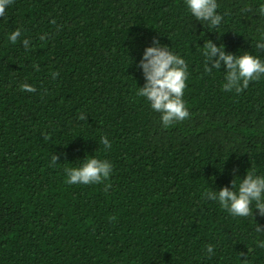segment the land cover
<instances>
[{"label":"trees","instance_id":"obj_1","mask_svg":"<svg viewBox=\"0 0 264 264\" xmlns=\"http://www.w3.org/2000/svg\"><path fill=\"white\" fill-rule=\"evenodd\" d=\"M258 2L217 0L210 30L183 0H12L0 17V264H264V217L234 218L201 195L264 174V77L225 92L200 54L208 39L264 59ZM153 41L187 64L189 118L167 129L135 95ZM94 155L113 165L106 182H64L65 167Z\"/></svg>","mask_w":264,"mask_h":264},{"label":"clouds","instance_id":"obj_2","mask_svg":"<svg viewBox=\"0 0 264 264\" xmlns=\"http://www.w3.org/2000/svg\"><path fill=\"white\" fill-rule=\"evenodd\" d=\"M12 0H0V17L6 13ZM186 12L192 20L206 25L210 30H215L221 25L223 16L217 11V0H183ZM256 14L264 18V0H259ZM212 32V31H209ZM255 48L264 51V27L257 29ZM21 37V29L16 28L7 34V40L15 44L17 38ZM41 39H44L42 36ZM25 49L29 47V40L22 38ZM203 57L204 72L211 74L217 70L222 74V89L225 92L241 93L251 81L264 77V59L249 51L241 54L226 53L223 44L217 46L211 40L204 41L200 47ZM211 64V67L209 65ZM223 65V71H221ZM38 70V65L32 66ZM138 68L142 71L143 86H137L135 95L145 100L152 112L159 115L160 126L169 128L174 123L182 122L189 118L188 108L183 99L188 71L186 60L172 52L167 45L161 46L158 41H153V46L145 47ZM52 78L57 76L52 72ZM21 91L35 92L34 86L28 83L20 85ZM85 120L86 116L81 113L78 117ZM99 145L103 150L112 148V143L107 135H100ZM52 154L49 159V167L57 164V156ZM112 163L97 155L86 157L79 166H68L64 168L65 183L69 185H95L106 182L112 173ZM231 187H221L219 190H205L202 198L216 202L222 209L234 218L264 217V174H258L255 169L247 170ZM110 187L105 183V191ZM255 231L264 235V226L256 223ZM257 246L264 248V240H258ZM215 254L214 245H205L206 258Z\"/></svg>","mask_w":264,"mask_h":264}]
</instances>
